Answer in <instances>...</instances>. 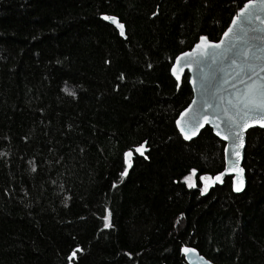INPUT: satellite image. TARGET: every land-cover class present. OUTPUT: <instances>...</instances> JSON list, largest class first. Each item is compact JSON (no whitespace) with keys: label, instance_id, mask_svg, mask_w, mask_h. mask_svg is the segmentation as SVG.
<instances>
[{"label":"trees","instance_id":"16d2710c","mask_svg":"<svg viewBox=\"0 0 264 264\" xmlns=\"http://www.w3.org/2000/svg\"><path fill=\"white\" fill-rule=\"evenodd\" d=\"M246 2L0 0V264H187L183 245L264 264V129L247 132L242 193L188 187L224 169L225 143L184 139L193 94L171 71Z\"/></svg>","mask_w":264,"mask_h":264},{"label":"water","instance_id":"95a60500","mask_svg":"<svg viewBox=\"0 0 264 264\" xmlns=\"http://www.w3.org/2000/svg\"><path fill=\"white\" fill-rule=\"evenodd\" d=\"M254 11L259 19L253 17L251 20L244 21L243 24H241L238 20L236 25H232L231 21L229 26H232L233 32L230 33L228 37H224L222 35L220 40L223 39L224 43L221 45L220 49H208V55L201 57V60L199 62L194 60L190 67L184 64L183 57L178 64L176 61H174V64L182 69L181 72L177 73L180 78L186 73L189 74V83L193 94L192 99L188 104V106L191 104L192 107L188 112L185 113L184 117L181 118L182 123L189 120H192L193 123H195L193 115L196 112L201 113L202 116H208L209 119H211L213 115H220L221 118H223L221 109L223 107H228L230 109L232 108V102L236 100L238 91L242 90L244 86L240 83L241 80L244 81V84L249 83V78H251V80L253 81L264 82V59L253 60L252 63L255 65V67L251 68L247 66V64L245 63V58L241 55L245 47L250 46V56L252 54H256L264 57V5L256 3L254 5ZM116 19L119 21V23H121L117 17ZM110 23L116 27L115 23ZM229 26L227 27V29L229 28ZM118 30L120 31V29ZM237 34L240 37L239 39H235V36ZM123 37H126L125 26ZM205 38L208 42H220V40L211 41L207 37ZM194 46L190 50H187L185 52L192 51ZM226 49H230L227 52V55L218 54L213 57L212 54L214 52L223 53V51ZM234 60L235 63H233ZM193 101H195V103H193ZM205 101H208L212 105L210 109L203 106ZM188 106L186 108H188ZM178 118H180V115ZM206 127H210L215 135L216 131L219 130L213 127V125L211 124H206L199 130L198 134L191 139L197 138L202 130ZM223 127L224 125L221 124V128ZM253 128L264 129V127H261L259 124H253L251 127L244 128L242 131L243 147L239 149V167L243 169V173L237 175L235 172L230 171L223 177L222 182L219 183L222 184L226 177H231L232 189L235 193H242L247 185V176L246 171L243 167V162L247 146V132ZM217 137L224 141L222 137ZM224 143L227 144L229 148L231 147L230 140L227 142L224 141ZM131 157L128 158V161L131 160ZM232 159L235 158L233 157ZM230 163L231 160H229V164ZM241 180L243 181V186L240 188V191H235L234 182L238 185ZM184 247L195 249L194 252L190 253H185L181 250V254L184 256L187 264H206V262L207 264H216L202 255L197 248L188 245H183L182 248Z\"/></svg>","mask_w":264,"mask_h":264},{"label":"snow or ice","instance_id":"6c2138e0","mask_svg":"<svg viewBox=\"0 0 264 264\" xmlns=\"http://www.w3.org/2000/svg\"><path fill=\"white\" fill-rule=\"evenodd\" d=\"M259 3L264 5V0H247L246 3L243 4V7H240L236 13V16L232 18V25H236L237 21L239 20L241 24L244 23L246 20H251L253 17L259 19L256 16L254 11V5ZM157 13L153 12L152 15L155 16ZM104 20L110 21L115 23L116 27L120 29V35H124V25L119 23L116 17L104 15ZM233 32V28L230 25L229 28L223 33L224 37H228L230 33ZM239 35L235 36V39H239ZM224 43V40L221 39L219 43L215 42H208L205 37L201 36L199 38V42L195 44L194 48L190 52H181L179 55L175 57V61L177 64L181 61V58H184V64L187 66H191L193 61L199 62L201 57L208 55V49H220L221 45ZM234 47V45H233ZM249 47H245L241 55L245 58V63L248 67L254 68L255 65L252 63L253 60H261L264 57H261L256 54H252L250 56ZM230 49H226L223 53L214 52L212 55L215 57L218 54L227 55V52ZM107 63V61H106ZM235 63V60L233 61ZM172 74L176 77L177 80L180 79V76L177 73L181 72L182 69L175 64L173 65ZM243 84V89L239 90L237 93V98L234 102H232V108L223 107L221 109L222 116L220 115H213L211 119L208 116H202L201 113L196 112L193 115L192 120L186 121L182 123V119L186 112L192 107L190 104L188 108H185L179 115L180 118L176 120V125L183 134L185 140H189L192 137L196 136L201 128H203L206 124H211L213 127L219 129L216 131V135L222 137V139L227 142L231 141V147L225 144L224 152H225V167L222 171L218 172L217 174L208 175V174H201L197 176V170L192 169L191 175L185 176L184 180L187 182L188 187H196L195 180L198 179L200 183L203 185L202 191H206L209 187H212L216 183H220L223 180V177L228 174L230 171L235 172L237 175L243 173V169L239 167V157L240 151L239 149L243 147V136L242 131L244 128L251 127L253 124H259L261 127H264V82H257L251 80L249 78V83L244 84V81H240ZM67 91V90H66ZM71 95L75 96V93H70ZM195 103V101H193ZM204 107L211 108L212 105L208 102H204ZM221 124L224 125L221 128ZM145 149V143H141L138 147H131L124 151L123 157L125 167L119 173L120 177L125 176L128 173V167L130 164L128 163V158L133 155V153L139 154L143 156ZM235 159H232V158ZM147 158V157H145ZM229 160L231 163L229 164ZM195 178V179H194ZM115 186V185H113ZM243 186V181L241 180L239 184H235L234 182V190L240 191V188ZM107 211V210H105ZM104 220H108V216H104ZM105 228L109 227L108 223L104 224ZM185 253L194 252L195 249H190L184 247L181 249ZM73 255H75V250L73 251ZM207 264V262H206Z\"/></svg>","mask_w":264,"mask_h":264}]
</instances>
